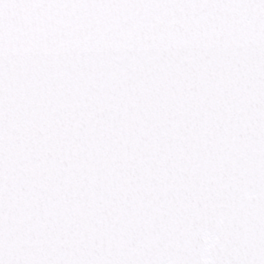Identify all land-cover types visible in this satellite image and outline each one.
I'll list each match as a JSON object with an SVG mask.
<instances>
[{"label": "snow or ice", "instance_id": "6c2138e0", "mask_svg": "<svg viewBox=\"0 0 264 264\" xmlns=\"http://www.w3.org/2000/svg\"><path fill=\"white\" fill-rule=\"evenodd\" d=\"M0 264H264V0H0Z\"/></svg>", "mask_w": 264, "mask_h": 264}]
</instances>
